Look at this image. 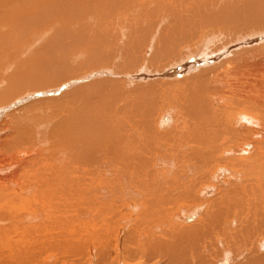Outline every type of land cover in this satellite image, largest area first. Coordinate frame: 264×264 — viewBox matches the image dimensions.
Wrapping results in <instances>:
<instances>
[{"label":"bare ground","instance_id":"6f19581e","mask_svg":"<svg viewBox=\"0 0 264 264\" xmlns=\"http://www.w3.org/2000/svg\"><path fill=\"white\" fill-rule=\"evenodd\" d=\"M250 1L0 0V264H264Z\"/></svg>","mask_w":264,"mask_h":264},{"label":"rangeland","instance_id":"374dc122","mask_svg":"<svg viewBox=\"0 0 264 264\" xmlns=\"http://www.w3.org/2000/svg\"><path fill=\"white\" fill-rule=\"evenodd\" d=\"M240 1H242V2H244V5H246L247 3H249V2H253V1H250V0H248V1H246L245 2V0H240ZM153 10H155V6H153ZM158 17H160V15L158 16ZM263 24H264V22H263ZM163 25V26H162ZM161 26H162V28H164V27H166L167 26V23H165V24H162ZM160 26V27H161ZM146 28V27H145ZM159 29V28H158ZM127 30H130L129 28H126L125 29V33H124V35H123V37H126L127 36ZM233 35H235L236 33H232ZM231 35V34H230ZM125 42V41H124ZM261 44H264V43H261ZM123 46H126V44H123ZM152 51V49L150 50V52ZM150 56V55H149ZM146 58H148L147 56H146ZM222 58H224V57H222ZM219 59H220V61H219ZM221 60H223V59H221V58H218L217 59V61H216V63L214 62L213 64H216V65H218V63H220L221 62ZM118 62V61H117ZM117 64V63H116ZM71 66H75V64L73 65V64H71ZM119 69V68H118ZM119 78V77H118ZM91 80V79H90ZM98 80V79H97ZM119 80H121V82L122 83H124L125 84V86L127 87V89H129V88H131L132 86H127L126 85V83L124 82V80H122V79H120L119 78ZM172 80H173V78H172ZM88 81V80H87ZM86 81V82H87ZM156 82V81H155ZM79 83H81V82H79ZM83 83V82H82ZM70 84V83H69ZM262 85L264 86V82H262ZM69 86H73V85H69ZM69 88H73V87H68V89L67 90H69ZM223 90H227V82L224 80V87H223ZM66 91V90H65ZM61 94V93H60ZM59 94V95H60ZM252 116H253V118H255V119H257L258 121H260V125L263 127V124H262V120H261V118H260V116H258V115H256V114H251ZM164 117V116H163ZM162 120V119H161ZM171 123H169V124H166L165 125V127H167V126H169ZM236 132H241V131H239L240 130V128H237V130L236 129H234ZM245 131H247V129H245ZM248 132V131H247ZM251 138V137H250ZM246 144H251L250 143V140L249 141H246L242 136L239 138V139H237L234 143H233V146L231 147V149L229 150V151H236V150H238V149H241L244 145H246ZM256 146V145H255ZM246 149V148H245ZM246 150H249V149H246ZM225 156V155H224ZM222 158H223V155H222ZM223 166H217L216 168H215V170H217V169H220V168H222ZM214 170V171H215ZM226 183H229L228 181H226ZM204 185H206V184H200V185H198V186H200V187H202V186H204ZM209 188H211V185H210V187ZM210 196H208L207 198H209ZM188 206V205H187ZM184 208L186 207V206H183ZM190 207H186L185 208V210H187V209H189ZM179 209H180V207H179ZM196 220H197V218H196ZM195 220V221H196ZM195 221H193L192 223H189V224H183V225H191V224H193ZM233 224H232V226H231V228L232 229H236L237 228V221L236 220H234L233 222H232ZM197 224V223H196ZM177 226H181V225H177ZM131 246V245H130ZM129 246V248H131ZM119 249H121V250H123L122 248H119ZM125 250H128V248L127 249H125ZM117 252V251H116ZM116 252L114 251V254H116ZM124 253V252H123ZM116 257H114V258H112V259H109L110 261H114V260H116L117 258H118V256L117 255H115ZM244 257H245V255L237 262V263H239V262H242L243 261V259H244ZM119 258H121V259H119L118 261L119 262H121V264H132V263H134V260H137V259H132V258H128V256H127V254H122V255H120V257ZM131 259H132V261H131ZM210 259V258H209ZM214 260H216V257H214V258H211V260H210V264H213V261ZM159 261V259H153L151 262L152 263H157ZM138 262H143L142 260L140 261V260H137V263ZM155 263V264H156ZM114 264V263H113Z\"/></svg>","mask_w":264,"mask_h":264}]
</instances>
